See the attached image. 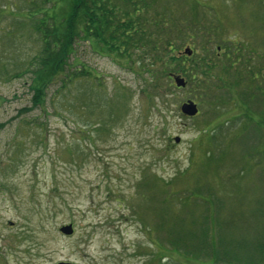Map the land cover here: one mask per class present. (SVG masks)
<instances>
[{
  "label": "rangeland",
  "instance_id": "1",
  "mask_svg": "<svg viewBox=\"0 0 264 264\" xmlns=\"http://www.w3.org/2000/svg\"><path fill=\"white\" fill-rule=\"evenodd\" d=\"M33 2L0 0V264H211L206 227L215 264H264V107L246 95L264 74V0H154L169 24L139 36L158 51L136 44L122 56L81 39L75 55L93 84L72 102L59 79L39 105ZM166 32L181 67L159 76L163 64L147 62ZM244 45L255 54L232 67ZM207 51L221 60L206 76L193 64ZM189 99L195 117L181 111Z\"/></svg>",
  "mask_w": 264,
  "mask_h": 264
},
{
  "label": "trees",
  "instance_id": "2",
  "mask_svg": "<svg viewBox=\"0 0 264 264\" xmlns=\"http://www.w3.org/2000/svg\"><path fill=\"white\" fill-rule=\"evenodd\" d=\"M153 2L154 0H34L32 8L28 10L27 15L25 14L29 24L26 25L22 22V25H26L31 28L32 32L38 34V41L42 43L38 58L37 56L32 57L27 64L30 72L34 74L33 82L36 84L33 104H42L47 95L48 86L59 79L62 85L57 89V95H64V100L65 97H68L67 100H72V102H76L83 95L84 82L85 86H89V82L90 85L93 84L94 78L97 76H94L91 70L83 67L75 55L81 39L88 40L92 47L97 46L98 42H102L106 49L122 54V56H125L132 46L136 47V44H140L142 49H146L147 45L149 48L147 54H150L152 50L158 51V43L155 40L145 39L144 42L143 38L139 36L140 28L143 29L145 25L164 26V24H169L168 16L156 12L158 9L153 8ZM0 9L3 11V7ZM1 10L0 15H4ZM144 11L146 14L142 16L141 13ZM205 29L203 28V30ZM167 38L168 32H166L165 40ZM165 40L163 42L165 47L161 51L163 54H154L148 58L147 62L149 67L154 65L155 60L163 64V67L158 71L159 76L172 75L175 67L180 66L177 62L178 56L170 55L173 52V43L169 38ZM228 42L225 41V43ZM248 50L252 52L244 45L243 49L236 54V62L233 65H239L244 56H247ZM252 54H255L254 51ZM212 55L214 53L209 54L207 51V54L194 61L193 65L197 66L205 75L213 74L217 66L215 62L218 59L221 60V56L219 54ZM185 56L188 59L193 58V55ZM260 58L263 57L260 55ZM144 60L147 59L144 58ZM181 61L182 64L185 63V60ZM149 67H146L147 72H150ZM150 73L152 78V72ZM257 73L259 76V71ZM157 78L159 77L152 78L151 81L153 82ZM245 104L244 107L248 106ZM171 218L169 223L173 224ZM180 223L179 225H181ZM171 229L177 241L174 240L181 244L179 241L182 237L181 227L172 226ZM203 236L201 243L211 250L209 261L211 264H215L217 260H220L216 252L217 242L213 237L210 238L207 227L203 231ZM232 260L243 261L238 256H232Z\"/></svg>",
  "mask_w": 264,
  "mask_h": 264
},
{
  "label": "water",
  "instance_id": "3",
  "mask_svg": "<svg viewBox=\"0 0 264 264\" xmlns=\"http://www.w3.org/2000/svg\"><path fill=\"white\" fill-rule=\"evenodd\" d=\"M184 52L187 55H192V53H193L192 49L189 47H187ZM173 77H174V81L178 87H185L187 85V81L183 77L177 76V75H173ZM181 111L186 116L194 117L198 114L199 108H198V105L196 104V102L194 100L189 99L185 103L182 104ZM175 141L180 142V138L176 137ZM60 231L64 235L70 236V235L74 234L75 229H74L73 224H67V225L62 226L60 228ZM57 264H75V263L59 262Z\"/></svg>",
  "mask_w": 264,
  "mask_h": 264
},
{
  "label": "flooded vegetation",
  "instance_id": "4",
  "mask_svg": "<svg viewBox=\"0 0 264 264\" xmlns=\"http://www.w3.org/2000/svg\"><path fill=\"white\" fill-rule=\"evenodd\" d=\"M229 57V54H227L226 58ZM233 67H236L237 65H232ZM262 90L259 89L260 86H262ZM256 93V94H254ZM246 95L249 96V98H252L253 100H260L264 107V74L261 78H259L258 73L254 74L253 79L251 78L248 86V90L246 91ZM234 107H237V104H235ZM261 115L264 116V112H261ZM264 118V117H263Z\"/></svg>",
  "mask_w": 264,
  "mask_h": 264
}]
</instances>
